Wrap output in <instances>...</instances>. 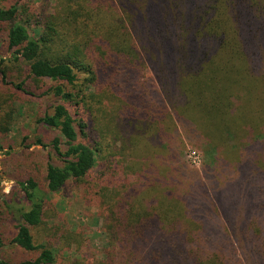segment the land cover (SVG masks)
<instances>
[{"label": "trees", "instance_id": "obj_1", "mask_svg": "<svg viewBox=\"0 0 264 264\" xmlns=\"http://www.w3.org/2000/svg\"><path fill=\"white\" fill-rule=\"evenodd\" d=\"M0 50V138L23 97L55 133L0 195V264H264V0H0ZM68 185L102 250L46 223Z\"/></svg>", "mask_w": 264, "mask_h": 264}, {"label": "rangeland", "instance_id": "obj_2", "mask_svg": "<svg viewBox=\"0 0 264 264\" xmlns=\"http://www.w3.org/2000/svg\"><path fill=\"white\" fill-rule=\"evenodd\" d=\"M6 54L0 50V57ZM50 100L42 102L32 101L27 98L15 101V119L11 132L4 138H0V146L3 152L0 153V195H8L14 183L10 177H16L20 173H30L36 175L40 185H44V163L46 161L47 150L35 146L37 138L47 144L54 136V132L45 131L41 126L35 124L38 114L42 113L49 105ZM19 109V110H18ZM8 147H12V161L6 155ZM193 151L187 148L188 152ZM188 156L189 161L198 163V158L193 152ZM99 169L95 170L97 174ZM16 175V176H15ZM74 187L68 185L65 191L50 196V210L46 223L48 225H62L70 231L84 234L85 242L93 252L100 251L105 245V239L98 231L99 219L93 210L85 207ZM6 259L13 261L21 259L20 252L9 250L4 255ZM65 257L72 258L71 254L65 253L63 258H58V264H63ZM78 260V255L74 256ZM74 260V259H72Z\"/></svg>", "mask_w": 264, "mask_h": 264}]
</instances>
